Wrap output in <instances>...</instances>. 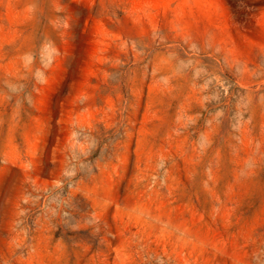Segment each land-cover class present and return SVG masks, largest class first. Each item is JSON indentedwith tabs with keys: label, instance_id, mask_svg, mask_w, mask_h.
I'll return each instance as SVG.
<instances>
[{
	"label": "rangeland",
	"instance_id": "1",
	"mask_svg": "<svg viewBox=\"0 0 264 264\" xmlns=\"http://www.w3.org/2000/svg\"><path fill=\"white\" fill-rule=\"evenodd\" d=\"M0 264H264V0H0Z\"/></svg>",
	"mask_w": 264,
	"mask_h": 264
}]
</instances>
